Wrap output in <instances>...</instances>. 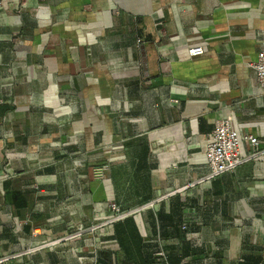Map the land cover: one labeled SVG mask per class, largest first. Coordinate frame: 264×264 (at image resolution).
<instances>
[{
    "label": "crops",
    "instance_id": "obj_1",
    "mask_svg": "<svg viewBox=\"0 0 264 264\" xmlns=\"http://www.w3.org/2000/svg\"><path fill=\"white\" fill-rule=\"evenodd\" d=\"M261 49L264 0H0L4 264H264V155L202 180L215 122L264 146Z\"/></svg>",
    "mask_w": 264,
    "mask_h": 264
},
{
    "label": "built area",
    "instance_id": "obj_2",
    "mask_svg": "<svg viewBox=\"0 0 264 264\" xmlns=\"http://www.w3.org/2000/svg\"><path fill=\"white\" fill-rule=\"evenodd\" d=\"M136 42L141 43L140 40H137ZM202 54L203 49L201 47H190L187 50V56L191 58L201 56ZM249 68L254 71L256 83L260 87V90L264 93V49H261L257 52V58L255 61H253V63L249 64ZM211 135L212 137L208 141L204 151L207 167L209 168L207 175L202 179L205 182L224 175L225 173H233L238 168H240V165L252 160H256L260 156L264 155V146L260 147L261 142L259 139L251 134L238 135L234 123L229 117L215 122ZM241 139L248 145L247 153L245 155H242L241 150H239ZM92 171L94 178L103 179L106 176L107 168L106 166H97ZM153 206L154 203L149 202L139 209H135L130 212L151 208ZM109 209L113 216L110 217L107 222L91 225L88 227L78 225L75 227V230L67 235L64 240H67L68 238L79 237L85 232L91 233L98 230H103L105 226L113 223L115 220L121 219L130 214V212H122L119 206L115 203L110 204ZM182 229H185V226H183ZM36 234H38V231L32 233L33 236ZM64 240L57 239L51 240L50 242H44L35 249H28L26 251L30 252L31 250H36L37 248L51 249ZM156 256L162 260H165L166 258L164 251L157 252ZM16 258H18L17 255H4L3 257H0V264H4Z\"/></svg>",
    "mask_w": 264,
    "mask_h": 264
},
{
    "label": "water",
    "instance_id": "obj_3",
    "mask_svg": "<svg viewBox=\"0 0 264 264\" xmlns=\"http://www.w3.org/2000/svg\"><path fill=\"white\" fill-rule=\"evenodd\" d=\"M143 62H144V60H143Z\"/></svg>",
    "mask_w": 264,
    "mask_h": 264
}]
</instances>
